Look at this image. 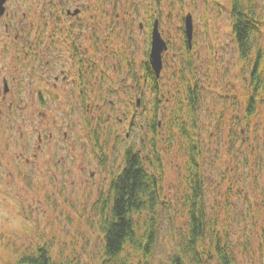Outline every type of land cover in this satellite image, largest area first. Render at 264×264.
<instances>
[{"label":"rangeland","instance_id":"374dc122","mask_svg":"<svg viewBox=\"0 0 264 264\" xmlns=\"http://www.w3.org/2000/svg\"><path fill=\"white\" fill-rule=\"evenodd\" d=\"M259 1L263 5L264 15V0ZM108 2L111 3V0ZM179 2L175 0L172 5L174 11L170 16V24L174 23V18L179 14ZM191 3L197 5L198 20L203 25L208 20L207 34L199 35L197 49L192 55L205 100L198 125L204 130V164L208 186L206 205L212 212L214 207H221L218 206L219 201L224 203L229 199L231 204L228 208L221 207L214 211L220 213V219L231 209L238 210L241 216L232 227L236 233L235 239L242 241L237 245L240 255L237 264H264V131L261 130V124L258 126L257 121L252 126H258L250 137L253 145L260 143L254 156L248 152L247 138H243L240 131L236 141L238 147H241V142L244 143L243 152H239L235 158L225 154L229 128L241 130L245 124L244 120L241 123L240 114L244 113L246 106L249 74L239 57L230 0H196ZM168 10L163 8L167 18ZM134 26L136 29L131 31L134 36L129 41L128 50L134 56V65L139 70L144 58L147 33H136L137 25ZM123 37L124 34L118 31L108 33L110 49L118 51L126 47L127 42ZM171 39L176 48L167 59L159 78L162 104L158 119L161 124L156 134L149 131L140 119L139 111L144 108L136 106V91L129 88L126 92H116L118 86L122 87L131 80L126 78L127 82H123L122 79L128 76L127 67L120 68L118 77L108 88V100L112 104L108 105V147L105 149V157L90 149L87 144L85 147L74 145L76 141L72 132L76 134L78 128L74 119L70 124L71 129L66 125V118L57 119L58 123L63 122L67 127L70 140H59L58 144L45 142L44 151L31 164L26 163L24 152L28 147L32 158L41 129L36 128V132L34 126L28 130L24 126V136L19 133L22 127L0 133V148L4 149L5 144L7 146L3 157L0 156V264H4L11 249L32 250L45 240H52L51 250L55 253L74 257L79 264L99 261L103 255L104 239L99 229L100 215L97 209L99 202L108 195L112 176L123 168L125 151L130 145L147 157L153 149L159 154L165 199L161 208L162 229L156 263L172 250L175 237L185 224V203L189 187L187 143L169 123V116L177 106L186 104L182 96L181 79H189L192 74L179 73L183 59L179 32L172 33ZM117 61L116 57H112L109 62L111 69ZM3 72L1 66V75ZM138 95L149 105L154 100V91L147 84ZM131 100H134V104H131ZM136 108L138 111L135 114ZM222 110L225 114L220 121L215 114ZM3 114L0 111L1 125L9 121ZM132 121L136 124L131 126ZM220 122L225 125L221 135L217 137L215 133L212 137L208 136L207 133ZM25 136L30 142L23 140ZM49 153L53 157L52 161H47ZM245 155L250 157L249 165L243 162ZM221 166L231 171L227 172Z\"/></svg>","mask_w":264,"mask_h":264},{"label":"flooded vegetation","instance_id":"af4514ba","mask_svg":"<svg viewBox=\"0 0 264 264\" xmlns=\"http://www.w3.org/2000/svg\"><path fill=\"white\" fill-rule=\"evenodd\" d=\"M136 1L0 0V111L9 120L6 124H0V133L22 127L19 133L24 136V126L26 130L33 126L34 131L41 129L32 158L28 147L25 149L26 163L35 161L44 151L45 142L58 144L59 140H70L67 127L63 122H57L59 117L66 118L69 129L72 119L77 122V133L72 132L76 141L74 145L85 147L87 144L105 157L108 147V105L112 104L108 100V88L118 77L120 68L127 67L128 76L122 78L123 82H127L126 78L131 80L122 87L118 86L116 92H126L129 88L136 91V106L144 108L139 111L140 119L150 131V114L155 111L160 113L162 104L159 78L167 59L176 48L171 34L179 32L183 52L179 73L185 75L189 72L187 64L194 62L192 55L197 49L199 35L207 34L208 20L205 25L198 20L197 5L191 3L196 0H184V4L180 0L179 14L173 24H170V16L175 0H139L138 4ZM163 8L169 9V18L164 15ZM188 14L192 16L193 24L191 41L186 25ZM134 25H137L136 33H147L139 70L128 50L129 41L134 36L131 31L136 29ZM156 26L167 44L162 54L160 76H157L151 63ZM115 31L123 33V39L127 42V46L118 51L108 46V33ZM112 57L118 61L113 63L111 69L109 62ZM1 66L4 70L2 75ZM187 80L181 79V82ZM145 84L154 91V100L150 105L138 95L143 92ZM131 104H134V100H131ZM157 120L156 129L161 124L158 117ZM132 124L136 122L132 121ZM23 140L30 142L27 136ZM132 146L127 147L125 154ZM6 148V144L4 149L0 148L1 157ZM52 159L49 153L47 161Z\"/></svg>","mask_w":264,"mask_h":264},{"label":"trees","instance_id":"16d2710c","mask_svg":"<svg viewBox=\"0 0 264 264\" xmlns=\"http://www.w3.org/2000/svg\"><path fill=\"white\" fill-rule=\"evenodd\" d=\"M259 0H231L233 33L237 41L239 57L248 68L244 113L240 114L241 130L229 128L225 154L235 158L243 152L238 147V131L247 138L251 156L259 150L253 145L251 135L261 124L264 131V15ZM191 77L182 82V96L186 104L176 107L169 116V123L185 139L188 150V192L185 203L186 220L172 245V250L156 263V251L161 231V208L164 202L163 168L156 149L143 155L133 146L125 154V165L111 179L108 195L99 202V229L103 234V255L90 264H237L238 255L235 232L232 227L239 221L238 210H227L220 219L214 211L228 208L229 199L218 202L210 212L206 205V166L204 164V130L198 125L204 109L200 80L194 70V62L188 63ZM159 103V100L156 101ZM158 112L150 114V131L156 134ZM225 111L215 116L221 121ZM185 117V118H184ZM259 119V120H258ZM257 127H252L256 122ZM256 125V124H255ZM225 125L220 124L208 136L221 135ZM245 130V133H244ZM245 134H247L245 136ZM242 138V139H243ZM147 157V159H146ZM245 165L250 157H243ZM222 169L230 172L228 167ZM235 212V213H234ZM234 213L232 216L231 214ZM244 215H242L243 218ZM246 244V241L243 240ZM52 240L39 243L32 250L11 249L4 264H79L74 257L63 256L51 250ZM62 257H61V256Z\"/></svg>","mask_w":264,"mask_h":264},{"label":"water","instance_id":"95a60500","mask_svg":"<svg viewBox=\"0 0 264 264\" xmlns=\"http://www.w3.org/2000/svg\"><path fill=\"white\" fill-rule=\"evenodd\" d=\"M186 25H187L188 38L189 41H191L193 37V24H192V16L190 14H188L186 17ZM166 49H167V44L164 38L161 36L158 27L156 26L153 32L151 63L153 65L154 70L157 73V76L161 75L163 69L162 54L163 51Z\"/></svg>","mask_w":264,"mask_h":264}]
</instances>
